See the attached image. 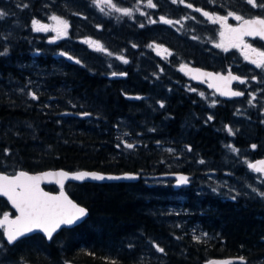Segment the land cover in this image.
Masks as SVG:
<instances>
[{
  "label": "trees",
  "instance_id": "1",
  "mask_svg": "<svg viewBox=\"0 0 264 264\" xmlns=\"http://www.w3.org/2000/svg\"><path fill=\"white\" fill-rule=\"evenodd\" d=\"M124 1L126 7L131 6L132 0ZM87 2L77 0L80 5ZM45 4L46 0H36L35 5L32 0H0V12L4 13L0 17V172H13L18 168L28 172L76 171L85 167L103 173L129 172L139 176L142 171L155 173L161 176V181L153 186L143 185L141 179L137 183H66V192L88 210V216L73 228L61 229L51 240L35 233L13 245L0 234V264H112L113 261L115 264H205L213 258L238 260L233 264H264V196L258 194L260 197L256 196L255 201L237 198V202H231L209 195L200 199L192 191L182 194L186 210L191 211L194 203L200 205L197 209L202 213H208L207 217L201 216L195 209L193 220L189 222L199 223L208 235L212 234L217 244L214 246L191 239L190 230L178 229L177 222L171 218L165 220L155 209L158 205L160 209L169 208L174 203V182L170 185L171 182L165 180L170 177L166 175L195 167L188 159L179 169L168 170L164 162L160 165L156 161L164 158L161 155L165 152L161 149L167 145L175 148L173 139H179L181 149L189 148L191 152L190 156L184 154L185 159L194 160L197 153L218 162L223 152L218 143L223 134L217 128L231 120L237 102L222 100L212 91H206V96L189 93L186 99L159 88L164 92L154 95L149 93L152 88L136 79V84H127L122 79L109 80L99 73L93 74L90 67L85 69L76 62L83 35L76 34L73 25L82 20L89 34L91 28L87 22L93 20L91 13L80 15L68 7L60 13L51 12L44 8ZM53 14L67 20L73 28L71 34L54 41L51 40L54 32L32 30L33 19L52 24ZM102 19L105 18L102 16ZM150 34L147 29V40H154ZM43 48L49 56H44ZM198 61L205 62L200 58ZM62 64L65 70L59 71ZM121 89L124 91L120 92ZM125 92L139 93L140 101L130 100ZM30 93H35L37 98L33 99ZM143 95H151V99L161 101L163 107H155L147 99L141 100ZM51 97L64 99V102ZM47 98L50 100L43 104L42 100ZM56 108L70 116L76 115L77 110L88 115L56 119ZM202 108L206 110L203 118ZM138 109H143L144 114L132 116ZM124 119L134 122L128 124ZM22 124L24 129L20 128ZM147 124L153 125L150 132L136 133L134 127ZM119 131L126 133L131 139L129 142L142 139L147 140V145H135L127 156L119 154L116 149L121 144V138L116 136ZM258 138L264 140V135ZM242 142L237 137V144ZM188 144L190 146H185ZM173 170L181 172H171ZM49 187L58 190L55 185ZM154 195L160 200L155 201ZM6 210L2 204L0 213ZM209 217L213 218L211 224L207 222ZM174 232L179 236L175 241L170 236ZM152 243L162 245L166 255H162L165 252H156L155 256L147 254L146 246ZM140 254L145 255L142 261L138 258Z\"/></svg>",
  "mask_w": 264,
  "mask_h": 264
},
{
  "label": "flooded vegetation",
  "instance_id": "2",
  "mask_svg": "<svg viewBox=\"0 0 264 264\" xmlns=\"http://www.w3.org/2000/svg\"><path fill=\"white\" fill-rule=\"evenodd\" d=\"M33 5H35L36 0H32ZM118 2H122L124 0H116ZM222 1L226 0H185L184 3H180L179 0H176L174 3L173 0H153L156 4L155 8L147 7L149 12L145 11L144 13H140L137 10H133L134 18L130 19L133 23H137L139 26L142 20H145L148 17H161L167 16L166 19L173 21L172 24H167L163 22H158L154 26L148 25L143 26L141 30L136 31L134 27L130 25L127 21L122 20H102V23L99 25L97 23L99 15L96 11L91 10L90 6L87 4L80 5L77 3V0H46L47 5L45 4V9L48 11H57L63 12L68 7L69 9H75L71 11H78L81 15L82 13H91L93 20L87 22L89 24V28L91 31L86 34V23L82 20L77 22H73V25L76 29V34L81 33L83 35L81 37V45L79 50L76 53L79 56V62L86 69L87 67L91 68V72L99 73L103 78H108L109 80H119L122 79L127 84H136L134 79L138 81V83L146 84L149 88V93L151 94H162L164 90H168L170 93H174L179 97L188 98L189 93H194L196 96H206V91H212V94L217 96L218 98L225 100V97L217 95L214 89L209 87V84L212 83L208 77H204L202 81L192 79L191 77L185 75V73L180 72L177 67H181V65H186L184 62L191 63L194 67H200L207 71H213L215 73H221L228 75L231 72L233 75L240 76L241 78L246 80V83L241 84L238 81H232L231 89L233 91L240 92H248L249 95L252 96V92L255 94L254 89L248 88L247 82L251 79L249 77L252 76L249 67H246L245 63L238 64L239 61L243 58V53L238 48H230L228 51H223L221 48H217L216 44L220 41L219 32L221 30V26L219 23H213L211 20L206 18L202 13L196 11L197 8L202 9L203 11H207L216 15H226L229 11H233L235 13L243 12L244 18L249 19L256 16H261L264 18V8L254 7L247 3V0H237V4H235V0H229L233 4L228 7L226 4H222ZM144 2V0H143ZM264 2V0H257V4ZM84 3V2H83ZM192 4L193 7H187V4ZM241 3H243L241 5ZM138 8H145L140 4H136ZM44 6V5H43ZM180 16V17H179ZM179 17V19H177ZM196 22L195 30H187V27ZM179 21V23H176ZM233 27L237 26L240 21H236L234 18L229 17L228 21ZM2 25V24H1ZM80 26V27H79ZM87 26V25H86ZM152 28L154 30V40L158 41L160 45H167L168 55L167 57L159 56V55H147L142 52L140 45L133 44L132 42H138L137 40L146 39V30L148 29L151 33ZM72 25L69 24L68 34L72 33ZM207 32H210L207 35ZM137 34V35H135ZM191 34H196L198 38L197 43H193ZM75 37V36H74ZM172 37V39L170 38ZM92 39L100 42L108 51L102 52L94 50L84 41L86 39ZM137 38V39H136ZM128 39V40H127ZM171 39V42L169 41ZM132 40V41H130ZM245 41L248 44H251L253 48L264 51V40L259 37H245ZM77 42V41H76ZM211 42L213 46L209 44ZM83 45V46H82ZM135 45V47H133ZM46 46V45H45ZM44 46V47H45ZM82 46V49H80ZM44 56H49L46 52L47 49L43 48ZM75 51V50H74ZM169 52L171 54H169ZM108 53H111L109 55ZM106 55V56H104ZM124 56L127 63H124L117 57ZM61 57V54H59ZM70 56V55H69ZM201 59L203 62H199L198 59ZM167 59V60H166ZM173 60H176L173 62ZM213 60V61H212ZM171 62L176 64V67L171 66ZM65 65L62 64L59 66V71L64 69ZM144 67H146L144 69ZM38 69V68H34ZM152 69H161L158 71H153ZM65 70V69H64ZM112 73H116V75H112ZM98 74V75H99ZM123 74V75H121ZM154 74V75H153ZM159 76V77H158ZM264 77V76H263ZM112 83V81H109ZM146 82V83H145ZM169 83H171L169 85ZM209 83V84H208ZM261 82L258 86L264 88ZM114 84V83H113ZM40 85V84H38ZM37 85V87H38ZM208 87V88H207ZM159 88H164V90H158ZM17 86H15V90ZM195 89V91H192ZM129 90V89H128ZM134 90V89H133ZM124 91L123 89L120 92ZM131 91V90H129ZM264 91V89L262 90ZM156 93V94H155ZM203 93V95H201ZM125 96H130V100L132 101H140L139 93H124ZM159 95V94H158ZM57 97H51L50 99H54ZM153 98V97H152ZM49 98L43 99L42 103L49 101ZM147 99L154 106H161V101H153L151 99V95H143L141 100ZM246 99V100H245ZM58 102L63 103L64 99H56ZM185 100V99H184ZM257 98L248 97L245 95L242 96H232L231 99H226V101H231L233 103L237 102L243 107H252L256 104ZM251 101V103H250ZM43 103V104H44ZM211 103V102H208ZM75 104V103H74ZM76 105V104H75ZM152 105V106H153ZM251 105V106H248ZM155 106V107H156ZM28 108V107H27ZM54 117L57 119L62 118V116L66 113L65 110H60V108L55 109ZM75 113L76 115H71L69 117L77 118H85L87 115L81 114L78 110ZM52 118V117H51ZM259 117H257L258 119ZM63 119V118H62ZM260 127L262 126L261 122L254 121ZM23 125V124H22ZM1 131V126H0ZM259 134L264 135V131H259ZM264 157V154L257 155L255 154L252 160L257 158ZM251 160V161H252ZM217 163V162H215ZM252 172L251 174H246L245 169L243 167H235L234 173L242 176H255L264 174L257 173L249 168ZM1 173V172H0ZM264 179V178H263ZM163 180V179H162ZM165 180H169L172 185L171 178H167ZM143 185H146L142 182ZM191 185L193 182L190 183ZM190 187L186 188V191L178 192H190ZM182 189V188H181ZM241 201H249V199H242ZM223 200H230L231 202H237L235 199L225 198ZM255 201V199H251ZM3 204L5 208H7V212L9 209V202L7 199L0 195V206ZM197 204H191V212L189 211V217L193 220V216L195 214L194 210L197 209ZM193 210V211H192ZM199 210V208L197 209ZM9 213V212H8ZM10 216H14V213H9ZM3 213H0V217H2ZM3 233V229H0V234ZM218 237L214 235V237ZM206 244H210L211 246L217 245L216 241L211 238L206 241Z\"/></svg>",
  "mask_w": 264,
  "mask_h": 264
},
{
  "label": "rangeland",
  "instance_id": "3",
  "mask_svg": "<svg viewBox=\"0 0 264 264\" xmlns=\"http://www.w3.org/2000/svg\"><path fill=\"white\" fill-rule=\"evenodd\" d=\"M168 1H170V0H168ZM113 2L117 5V7H120V8H127V9H131L132 11L137 10L140 13H144L145 11H147V13L149 12V9H146L148 7L147 0H144V2H143V0H132V2L129 4L131 6H128V7L125 6V5H127L126 1L118 2L116 0H113ZM237 2L238 1L235 0V4H237ZM221 3L226 4V5L229 4L228 7L231 6L230 4H233L229 0L222 1ZM87 4L90 6L91 10L96 11L97 14L99 15V18L97 21V23L99 25L102 23V20H104V19H102V16L106 20L113 21V20L119 19L122 21H127L128 23H130V25L132 27H134L136 29V31L141 30V28H142L141 25H143V26H148V25L154 26L155 24L160 22V17H148L147 16V18L145 20H142L139 23L140 25L137 26V23L135 24L130 20V19L134 18L133 12L130 16L124 15L123 13L116 12L115 10L108 7L107 5H103V4L100 7H103L104 11H100V8L97 7L95 4H93L92 0H88ZM136 4H140L141 6H144L145 8L144 9L138 8ZM242 4L243 3H241V5ZM200 13H202V12H200ZM237 14L244 16L243 12L238 11ZM167 16H163V17H167ZM179 17L177 19H179ZM153 20L156 21V23L150 22ZM195 27H196V22L194 20V23L191 24L190 26H188L187 30H195ZM7 28H9V27H7ZM151 33L152 34H150V35H154L153 28H152ZM209 33L210 32H207V35ZM135 35H137V34H135ZM150 37H152V36H150ZM191 38H192L193 43L198 42V38H197L196 34H191ZM130 41H132V40H130ZM137 41L138 42H132V43L136 44L138 46L140 45L142 52L147 54V55H159V56H164V57H167V55H168V53H167L168 51H164V49H167L168 44L167 45H160V44H158L159 42L156 40H153V38H149L147 41H146V39H143V40L138 39ZM169 41L171 42V39H169ZM209 44L211 46H213V44L211 42H209ZM149 45H153V47H149ZM156 45H160L161 48L157 49L155 47ZM104 56H106V55H104ZM175 61L176 60H173V62H175ZM184 63L186 64V66L188 68L194 67L193 65H191V63H187V62H184ZM242 63H245L246 67L251 68L250 72L252 73V76L249 77V79H251V80L249 82H247V86L249 89L252 88L255 91V94L252 92V96L249 95V91L245 92L244 95L248 96V97H252V98L256 97L257 100H256V104H254V106L246 107V108L241 106L239 103H237L236 111L230 115L231 120L229 122H226V121L222 122L221 127L217 128V130L221 131V133L223 134L222 137L219 138V143H218L219 147L223 148V152L219 156L218 162L215 163L214 161L209 160L207 158H204L203 156L201 157V154H197V153H195L196 158L194 160H192L190 157L185 159L184 157L190 156L191 152L189 151V148L181 149V146H180L181 141H179V139H173L174 141L172 143L175 144V145L173 144V146L175 148H173L171 146V149H170V145H167L161 149L165 152L162 156L164 158H166V157L169 158V161L167 159L163 160L164 158H162V157H161V159L159 158L158 160H156L158 164L160 163V165H161V161L164 162L163 164H165V165L167 164L168 166L167 165L166 166L168 169H170L172 167L179 169V166L183 162L188 161V159L194 163V165H195L194 168H192L189 171L187 170V171L182 172L183 174H185L189 178L190 182H193V184L191 185L190 182H188L187 185H184V186L182 185L179 188H174L175 197H174L173 205L170 206L169 208L166 206V207H164V209H160V205H158L155 209H157V211L160 212V216H161V214H163L165 216V220L168 219L170 221L169 218H171V220H174L175 222H177L178 223V226H177L178 229H180V228L184 229L187 227L186 229L191 230L190 232H192L191 233L192 235L190 234L191 239H193L194 236H199L200 239L197 240L199 242L210 240L212 238L211 237L212 234L208 235L206 231H202L203 229L200 228L199 223H196L195 221L189 222V219H190L189 214L190 213L188 210H186V208L183 206L182 201H181L182 198H183V202L185 200V197L182 196V194H184V193L178 192L177 191L178 189H180L179 191H186V187H192L193 186L192 188H189V191H192V193H195V195H199L200 199L205 197V196H208L210 194L209 196H211V198H216V199H220V200H223L225 198H228V199H232V198L233 199H237V198L255 199L256 196L260 197L258 194L264 192V179H263L264 177L262 175H255V176L247 177V176L237 175L236 173H234L235 167H243L245 169L246 174H251L252 172L249 170L248 164L254 163L257 160L264 159V158L260 157V158H257L255 160H252V162H251V159L253 158V156L255 154H257V155L264 154V140L263 139L259 140V138L257 139L258 136H262L261 134H259V131H262V132L264 131V108H263L264 107V101H263L264 100V98H263L264 97V91H262L264 88L260 89L259 87H255L264 81V77H263L264 76V69L257 68L256 65L252 64L250 60H245L244 55H243L242 60L238 62V64H242ZM171 66L176 67V64L174 66V64L171 62ZM177 68L182 73L183 70H181L180 67H177ZM152 70L158 71L161 69H152ZM185 75H186V73H185ZM253 77H255V79H253ZM170 84L171 83H169V85ZM262 86H264V83L262 84ZM38 87H39V85H38ZM248 106H251V105H248ZM26 107H28V105ZM202 110H204V112L202 114V118H203V116L206 115V110L204 108H202ZM138 113H140L141 115L144 114L143 109H138V111L135 112L134 114H132V116H135ZM257 117H259V118L257 119ZM204 119H206V118L204 117ZM124 121L128 124L134 122L133 119L129 120L130 122H127V120H125V119H124ZM254 121L261 122V124H262V126L260 127L261 129H259V126ZM22 127L23 126L21 125L20 128H22ZM152 127H153L152 124H147L145 126L141 125L140 127H134V129L136 130V133L150 132ZM229 127L232 129V133H229L227 131V129ZM127 129H129V128H127ZM124 131L126 132V128ZM104 132L106 133V131H104ZM129 133H131V132L129 131ZM116 136L121 138L120 140H121V144H122V145L118 144V146H116V149H118L119 154H122L125 156L128 155V152H131V148H127L125 146L126 144H133L134 146L136 145L138 147L139 146H145L144 145L145 143L147 145V140H143L144 141L143 142V141H141V139H138V140L135 139L136 143H133V141L129 142V140H131V139H129L127 137L126 133L121 134L120 131L117 132ZM138 136H140V134H138ZM237 137L241 138L243 142L240 144H237ZM127 138H128V140H127ZM255 140H256V142H254ZM230 142H232V143H230ZM228 145L231 146V148L228 147ZM252 145H255L256 147L253 148ZM185 146H190V145L188 144ZM233 148L237 149L238 151H233L232 150ZM250 148L252 149V151ZM124 153H126V154H124ZM185 153H186V156H184ZM124 158H128V157H124ZM201 161H203V169L202 170H201ZM211 162H213V163H211ZM157 163H155V164H157ZM193 163L191 165L192 167H193ZM81 169L86 170V171L99 172L97 170L85 169V167H82ZM171 172H181V171H171ZM217 172H219V173H217ZM99 173L101 175H106V173H103L101 171ZM111 174H117V173H111ZM218 174H220V175H218ZM142 178H143V180H142ZM160 178H161V176L155 175V173L146 174L142 171L140 173V176L138 175V178H136V181H134V182L135 183L140 182L139 180L141 179V182H144L146 185L153 186L155 184H159L158 182H159ZM126 182L134 183L130 180H128ZM46 184H44V187H46V188H49V186H52V185L56 186V184L53 182H49ZM209 189H211V190H209ZM212 190H213V192H212ZM205 191H207V193ZM215 192H216L217 197L213 196V195H215ZM156 194L159 195V193H156ZM158 195L153 196L155 201L160 200ZM261 197H263V196H261ZM177 198H178V200H177ZM198 207L200 208V205ZM205 210H209V209L206 208ZM220 210H222V209H220ZM182 212H184V213H182ZM198 214H200L201 216H205V217L208 216L207 215L208 213H202L200 210H198ZM212 219L213 218L209 217V219H207V222L211 224ZM163 222H165V224H167L166 221L161 220V223H163ZM170 236L173 239L175 238L174 241L179 239L178 234L175 232L172 233ZM165 240H167V237ZM194 240H196V239H194ZM158 246L160 248L164 249L163 252H165V253H163L162 255L165 256L166 255L165 248L160 244H158ZM145 252H148L147 254H152L154 256H155L156 252L162 253V252L157 250V244L155 246L154 243L147 245ZM144 256H145L144 254L142 256L138 255V258H140L142 261V260H144ZM207 262L208 261H206L205 264H207ZM8 264H11V262H9Z\"/></svg>",
  "mask_w": 264,
  "mask_h": 264
},
{
  "label": "snow or ice",
  "instance_id": "4",
  "mask_svg": "<svg viewBox=\"0 0 264 264\" xmlns=\"http://www.w3.org/2000/svg\"><path fill=\"white\" fill-rule=\"evenodd\" d=\"M93 4L100 8V11H104L102 4L107 5L116 12L123 13L124 15H131L132 10L127 8H120L113 2V0H92ZM175 3L176 0H173ZM180 3H184L185 0H179ZM249 5L254 7L264 8V2L257 4V0H247ZM147 5L150 8H155L156 4L153 0H147ZM187 7L192 8V4H187ZM196 11L202 12V14L211 20L213 23H219L221 30L219 32L220 41L216 44L217 48H221L224 51H228L230 48H238L242 51L245 60H250L252 64L256 65L257 68L264 69V51H259L252 47L251 44L246 43L245 37H259L264 39V18L256 16L253 18L245 19L244 16L239 15L233 11H229L226 15H216L203 11L197 8ZM4 15L0 12V17ZM229 17L234 18L240 23L233 27L227 21ZM50 19L53 21L52 24L41 23L39 20H32V30L36 32H54L55 35L51 37V40L61 39L68 35L69 23L67 20L53 14ZM160 21L167 24H172L173 21L166 19L161 16ZM156 23V21H150ZM179 23V21H176ZM143 27V25H141ZM94 50L107 52L108 50L98 41L92 39H86L84 41ZM135 47V45H133ZM153 47V45H149ZM160 49V45L155 46ZM164 51H168L164 49ZM111 55V53H108ZM169 54H171L169 52ZM66 55V53H65ZM124 63L128 61L124 56L117 57ZM72 59V57H69ZM79 63V61H76ZM187 68L186 65H181V70ZM189 74L195 72L193 76L195 79L201 77H208L212 83L209 87L215 88L217 92H220L224 96H242L243 92L233 91L230 87L232 81H238L241 84L246 83V80L240 76L233 75L231 72L227 76L213 73H204L200 70L188 69ZM116 75V73H112ZM123 75V74H121ZM255 79V77H253ZM195 91V89H192ZM33 99H36L35 93H30ZM203 95V93H201ZM251 103V101H250ZM215 104V101H213ZM163 107V104H161ZM84 115H88L85 113ZM211 119V117H209ZM229 133H232V129H227ZM127 148H133V144H126ZM231 147V146H229ZM255 148V145H252ZM233 151H238L233 148ZM203 162V161H201ZM248 167L257 173L264 174V160L257 161L255 163H249ZM69 173L64 171L59 172H46L40 175H29L25 171H20L14 175L0 174V195L7 197L11 202L12 207L15 209L17 215L14 218L10 216L8 212H4L2 218H0V229H3V235L6 237L8 243L16 242L19 238L26 236L27 234L33 233L36 230L41 231L49 240L52 239L53 234L60 229L62 226H72L80 222L86 215L87 209L81 207L77 203L73 202L68 198L64 191V181L69 178ZM86 177H91L94 180L104 179H134L132 175L126 174L124 177L108 176L95 173V172H77L71 175L72 179L84 180ZM55 178V182L59 184V194H51L46 192L41 187V181ZM189 178L185 175H179L176 183L178 185L187 184ZM264 196V193H260ZM206 235V234H205ZM194 239L199 240V236H194ZM157 250L163 252L164 249L157 245ZM243 261V257L239 258ZM115 264V261L112 262ZM216 264V262H211ZM221 264H231V261H224Z\"/></svg>",
  "mask_w": 264,
  "mask_h": 264
},
{
  "label": "water",
  "instance_id": "5",
  "mask_svg": "<svg viewBox=\"0 0 264 264\" xmlns=\"http://www.w3.org/2000/svg\"><path fill=\"white\" fill-rule=\"evenodd\" d=\"M264 40V39H263ZM187 72H188V70H187ZM203 72H205V71H203ZM188 75L189 76H194V75H196V73L195 72H193V73H191V74H189V72H188ZM203 77H201V78H199V79H202ZM214 91L218 94V95H220V96H222V97H225L226 99H229V98H231L232 96H224V95H221L220 94V92H217L216 91V89L214 88ZM261 160H264V159H261ZM257 161H260V160H257ZM257 161H255V162H257ZM254 162V163H255ZM22 171V170H21ZM24 171V170H23ZM59 171H64V172H68L70 175H69V178L68 179H66L65 181H64V185H65V183H67V182H77V183H81V182H111V181H128V180H135L136 178H138V175H135V174H133V173H129V172H126V173H121V174H111V173H106V175H104L105 177H108V176H118V177H124L126 174H128V175H132V176H134L135 178L134 179H124V178H121V179H104V180H94V179H92L91 177H86L84 180H75V179H72L71 178V175L72 174H74V173H77V172H95V173H98V174H100L99 172H96V171H86V170H80V171H67V170H56V171H54V170H49V171H45V172H39V173H33V174H31V173H29V175H40V174H42V173H46V172H59ZM18 172H20V171H18ZM26 172V171H25ZM179 175H185V174H183V173H176V174H170V175H166V176H169V177H173V178H175L176 180H177V178H178V176ZM11 176V175H10ZM186 176V175H185ZM49 182H53V183H55L59 188H60V186H59V184H57L56 182H55V178H48V179H45V180H42L41 181V185H43V184H46V183H49ZM188 184V183H187ZM187 184H182V185H187ZM182 185H178L177 183H176V181L174 182V184H173V187L174 188H179L180 186H182ZM45 191V190H44ZM65 191V190H64ZM46 192H48V191H46ZM50 193V192H49ZM51 194H54V193H51ZM56 194H59V193H56ZM65 194L67 195V193L65 192ZM55 195V194H54ZM3 196V195H2ZM68 196V195H67ZM5 197V196H4ZM6 199H7V197H5ZM68 198L71 200V198L68 196ZM7 201L9 202V204H10V206L12 207V205H11V202L7 199ZM73 201V200H72ZM74 202V201H73ZM82 207V206H81ZM13 208V207H12ZM14 209V208H13ZM15 210V209H14ZM16 212V211H15ZM17 215V214H16ZM0 218H2V217H0ZM14 218V217H13ZM79 223V222H78ZM77 224V223H76ZM75 225V224H74ZM73 226V225H72ZM59 230V229H58ZM35 232H41V231H39V230H36V231H34L33 233H35ZM30 234H32V233H30ZM30 234H27V235H30ZM5 239H6V237H5ZM6 241H7V239H6ZM8 243V242H7ZM9 244H12V243H9ZM224 261H231V264H233L234 262H237L238 260H236V259H226V258H213V259H211V260H209L208 262H207V264H211V262H216V264H221V262H224Z\"/></svg>",
  "mask_w": 264,
  "mask_h": 264
},
{
  "label": "bare ground",
  "instance_id": "6",
  "mask_svg": "<svg viewBox=\"0 0 264 264\" xmlns=\"http://www.w3.org/2000/svg\"><path fill=\"white\" fill-rule=\"evenodd\" d=\"M69 14V13H68ZM24 16V15H23ZM80 27V26H79ZM22 37V36H21ZM22 40V39H21ZM53 43V42H52ZM77 47V46H76ZM8 54V53H7ZM146 67H144V69H145ZM200 68V67H199ZM154 75V74H153ZM29 78V77H28ZM26 84V83H25ZM24 84V85H25ZM209 84V83H208ZM32 86V85H31ZM24 88V87H23ZM208 88V87H207ZM27 90V89H26ZM25 90V91H26ZM31 90V89H30ZM24 91V90H23ZM216 93V92H215ZM264 98V97H263ZM231 99V98H230ZM264 101V100H263ZM44 103V102H43ZM33 106V105H32ZM36 106V105H35ZM41 106V105H40ZM264 108V107H263ZM71 112V111H70ZM70 116V114H68V113H65L63 116H62V118H66V117H69ZM73 118V117H72ZM23 127L21 128V129H24L25 128V125H22ZM229 126V125H228ZM231 126V125H230ZM115 129V128H114ZM159 137V136H158ZM114 139V138H113ZM225 139V138H224ZM137 140V139H136ZM142 140V139H141ZM233 142V141H232ZM232 142H230V143H232ZM223 143V142H222ZM174 144V143H173ZM175 145V144H174ZM257 145V144H256ZM226 146V145H225ZM234 146V145H233ZM228 147H229V145H228ZM191 148V147H190ZM231 148V147H230ZM229 148V149H230ZM170 149H171V147H170ZM228 149V148H227ZM251 149V148H250ZM170 151V150H169ZM172 151V150H171ZM223 151V150H222ZM251 151H252V149H251ZM168 152V151H167ZM226 152V151H225ZM163 155V154H162ZM161 155V156H162ZM172 156V155H171ZM159 158V157H158ZM167 158V157H166ZM165 158V159H166ZM161 159V158H160ZM168 159V158H167ZM164 160V159H163ZM252 160V159H251ZM252 162V161H251ZM168 163V162H167ZM160 164V163H159ZM174 164V163H173ZM148 165H150V164H148ZM167 165V164H166ZM226 165V164H225ZM238 165V164H237ZM158 166V165H157ZM168 166V165H167ZM165 167V166H164ZM171 167V166H170ZM185 167V166H184ZM158 168V167H157ZM167 168V167H166ZM173 168V167H172ZM232 168V167H231ZM163 169V168H162ZM187 169H188V167H187ZM142 170V169H141ZM165 170V169H164ZM169 170V169H168ZM151 171V170H150ZM174 171V170H173ZM182 171H184L183 169H182ZM186 171V170H185ZM189 171V170H188ZM225 172V171H224ZM139 173V172H138ZM217 173H219V172H217ZM189 174V173H188ZM218 175H220V174H218ZM219 178V177H218ZM143 179V178H142ZM191 179V178H190ZM161 180V179H160ZM159 180V181H160ZM192 180V179H191ZM223 180V179H222ZM166 181H168V180H166ZM203 181V180H202ZM174 182V181H173ZM172 182V183H173ZM189 182H190V180H189ZM200 182V181H199ZM161 183V182H160ZM166 183V182H165ZM191 183V182H190ZM210 183V182H209ZM170 185H171V183H169ZM202 184V183H201ZM44 185V184H43ZM47 185V184H46ZM49 186V185H48ZM184 186V185H183ZM193 187V186H192ZM192 187H190V188H192ZM50 188V187H49ZM165 188V187H164ZM187 188V187H186ZM185 190V189H184ZM209 190H211V189H209ZM184 192V191H183ZM200 192V191H199ZM206 193H207V191H205ZM212 192H213V190H212ZM59 193V192H58ZM225 193V192H224ZM204 194V193H203ZM209 194V193H208ZM210 195V194H209ZM213 195V194H212ZM221 195V194H220ZM219 195V196H220ZM213 196H216V192H215V195H213ZM218 196V197H219ZM230 196V195H229ZM180 197V196H179ZM202 197V196H201ZM217 197V196H216ZM222 197V196H221ZM224 197V196H223ZM188 198H190V197H188ZM197 199V198H196ZM222 199V198H221ZM249 199V198H248ZM177 200H178V198H177ZM176 200V201H177ZM173 201V200H172ZM182 202H183V198H182V200H181ZM198 201V200H197ZM204 201V200H203ZM178 204V203H177ZM190 208V207H189ZM181 209V208H180ZM185 209V208H184ZM182 210V209H181ZM189 211H190V209H189ZM193 211V210H192ZM187 212V211H186ZM191 212V211H190ZM182 213H184V212H182ZM187 218V217H186ZM186 222V221H185ZM187 228V227H186ZM191 231V230H190ZM202 231H204V230H202ZM188 233V232H187ZM191 233V232H190ZM202 233V232H201ZM139 234V233H138ZM192 235V234H191ZM194 236V235H193ZM201 236V235H200ZM147 239V238H146ZM175 239V238H174ZM193 239H194V237H193ZM4 242V241H3ZM193 242V241H192ZM141 243V242H140ZM126 244V243H125ZM128 244V243H127ZM14 245V244H13ZM222 245V244H221ZM220 245V246H221ZM133 246V245H132ZM8 252V251H7ZM142 252H143V250H142ZM7 254V253H6ZM145 254V253H144ZM140 256H142V255H140ZM5 258H7V257H5ZM238 258V257H237ZM10 260V259H9ZM140 260V259H139ZM208 261V260H207ZM24 262V261H23ZM8 263V262H7ZM90 263V262H89ZM244 263V262H243ZM64 264H66V263H64ZM69 264V263H68ZM83 264V263H82ZM237 264V263H236Z\"/></svg>",
  "mask_w": 264,
  "mask_h": 264
}]
</instances>
